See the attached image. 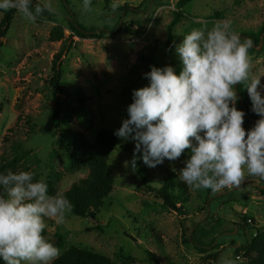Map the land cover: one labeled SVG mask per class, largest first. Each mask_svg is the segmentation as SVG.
I'll return each instance as SVG.
<instances>
[{
  "label": "rangeland",
  "instance_id": "obj_1",
  "mask_svg": "<svg viewBox=\"0 0 264 264\" xmlns=\"http://www.w3.org/2000/svg\"><path fill=\"white\" fill-rule=\"evenodd\" d=\"M177 1L115 0L119 7L113 11L114 0L107 5L104 0H92V11L85 12L83 0H53L52 9L44 8L35 23L15 10L0 48V162L21 155L19 167L36 170L40 179L53 178L57 192L67 190L87 171L64 169L69 148L64 135L81 133L93 141L100 128L119 129L127 118L133 90L148 85L144 74L152 66L171 65L179 73L174 46L193 29L208 30L227 19L242 35L256 32L264 22V0H192L181 7L183 16L173 26L167 43V26ZM43 3L33 0L30 7L43 8ZM123 6L129 8L127 12ZM70 13L102 36L72 35ZM55 26L62 28L63 37L52 41L50 33ZM64 44L68 50L57 61L62 70L63 113L60 127H54L51 65ZM249 56L252 75L264 74V42L249 51ZM260 79L264 84V76ZM241 86L247 92L246 83ZM261 92L264 95V90ZM236 107L242 110L239 99ZM255 122L245 114L243 127L247 131ZM134 148V141L118 138L108 160L114 189L99 212L93 218L68 213L59 226L46 220L48 236L61 231L67 245L92 249L113 260L115 252L121 251L134 258L133 264H156L147 251L161 264H223L225 258L243 263L247 257L236 249L246 243L248 234L264 233V203L260 199L264 179L246 176L240 186L218 193L187 185V203L177 212L164 208L153 189L168 180L170 171L180 179L189 150L155 168L137 159L132 168ZM140 168L146 170L145 180L138 175Z\"/></svg>",
  "mask_w": 264,
  "mask_h": 264
},
{
  "label": "clouds",
  "instance_id": "obj_2",
  "mask_svg": "<svg viewBox=\"0 0 264 264\" xmlns=\"http://www.w3.org/2000/svg\"><path fill=\"white\" fill-rule=\"evenodd\" d=\"M33 0H0V12L15 9L35 23L44 8L32 9ZM92 0L83 10L92 11ZM119 4L113 2L115 11ZM250 40L232 29L230 20L211 29H193L175 45L181 65L152 66L145 73L148 85L132 92L127 118L114 135L134 141L131 167L137 159L155 168L175 161L189 150L180 179L193 189L212 193L238 187L246 176L264 179V84L252 75ZM246 83L251 110L258 119L247 131L245 113L236 107L235 86ZM137 153L140 155L137 156ZM31 171L0 173V260L4 264H55L61 249L43 234L52 220L63 225L73 205L62 192L49 193L45 179ZM223 264H235L230 258Z\"/></svg>",
  "mask_w": 264,
  "mask_h": 264
},
{
  "label": "trees",
  "instance_id": "obj_3",
  "mask_svg": "<svg viewBox=\"0 0 264 264\" xmlns=\"http://www.w3.org/2000/svg\"><path fill=\"white\" fill-rule=\"evenodd\" d=\"M64 1L66 2V0ZM104 1L107 5L110 0ZM190 1L192 0H178L176 2V10L172 20L167 26V43L171 42L173 26L177 24L183 16L181 7H184ZM121 9L127 12L129 8L123 6ZM2 13L0 19V48L3 45V39L13 20L15 9ZM70 15L72 20L69 21V24L71 26L72 35L81 38H98L102 36L101 32L97 33L94 28H85L82 24L77 22L71 13ZM62 31L60 26L53 27L50 33V40L55 41L61 39L63 37ZM241 34L242 41L250 40L252 42V47H250L248 51H255V48L259 46L260 43V35L264 34V22L256 32H244ZM262 38L264 42V37ZM67 48L66 44L60 47L58 52L54 55L55 57L52 59L51 65L52 76L50 85L54 103L51 123L54 127H60L63 113L61 95L64 92L63 83L61 81L62 70L57 61H59L60 55L68 50ZM235 88L241 102L242 111L248 118L254 121L260 119V117L251 110L250 98L247 96L248 93L245 92L241 84L237 85ZM78 100L82 102L81 96ZM114 132L115 131L108 128H100L97 130L93 141L88 140L81 133L71 132L70 135H64L66 138L64 143H67L69 146L63 163L64 169L69 172L75 170L87 171L86 176L74 181L67 190L62 192L71 201L73 205L71 213L74 215L93 218L104 205L105 198L108 197L114 189V181L108 169V160L118 142V137L114 135ZM20 159L21 155H14L10 159H5L0 162V173L6 174L9 170L12 172L31 171L35 174L34 179L39 180L40 177L36 170H28L25 167H19ZM138 175L142 180H145V168H140ZM167 177L168 180L153 190L156 191V194L162 200L164 208L181 212L184 210L188 200L187 185L182 182L181 179H178L173 171H170ZM46 182L49 187V193H57L53 178L47 179ZM43 234L62 250L61 256L55 261V264H133L134 261L132 256L124 255L121 251L115 252L114 257L116 260H113L109 256L92 249L80 247L75 244L67 245L66 236L61 231H55L53 236L49 237L45 229ZM197 247L201 246L197 245ZM240 251H243L247 257L241 264H264V233L258 230L254 234H248L246 243L238 247L236 253ZM147 253L156 264H161L158 257L153 252L147 251ZM0 264H4V262L0 260Z\"/></svg>",
  "mask_w": 264,
  "mask_h": 264
},
{
  "label": "built area",
  "instance_id": "obj_4",
  "mask_svg": "<svg viewBox=\"0 0 264 264\" xmlns=\"http://www.w3.org/2000/svg\"><path fill=\"white\" fill-rule=\"evenodd\" d=\"M260 199H261L262 203H264V191L260 194ZM248 222H251V220L248 219Z\"/></svg>",
  "mask_w": 264,
  "mask_h": 264
},
{
  "label": "water",
  "instance_id": "obj_5",
  "mask_svg": "<svg viewBox=\"0 0 264 264\" xmlns=\"http://www.w3.org/2000/svg\"><path fill=\"white\" fill-rule=\"evenodd\" d=\"M239 35H240V34H239ZM263 36H264V34H262V36L260 37V43H259V46H258L259 48L262 46V43H263V42H262V37H263ZM235 87H236V86H235ZM245 111H246V110H245Z\"/></svg>",
  "mask_w": 264,
  "mask_h": 264
},
{
  "label": "crops",
  "instance_id": "obj_6",
  "mask_svg": "<svg viewBox=\"0 0 264 264\" xmlns=\"http://www.w3.org/2000/svg\"><path fill=\"white\" fill-rule=\"evenodd\" d=\"M236 247H238V246H236Z\"/></svg>",
  "mask_w": 264,
  "mask_h": 264
}]
</instances>
